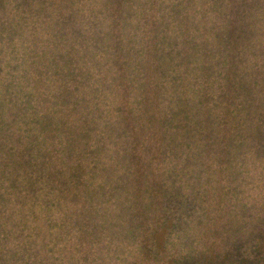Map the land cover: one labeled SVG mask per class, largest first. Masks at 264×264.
Instances as JSON below:
<instances>
[{
  "label": "trees",
  "instance_id": "trees-1",
  "mask_svg": "<svg viewBox=\"0 0 264 264\" xmlns=\"http://www.w3.org/2000/svg\"><path fill=\"white\" fill-rule=\"evenodd\" d=\"M179 1L188 0H0V12L11 13L0 28V264H44V253L51 264H264L249 241L257 242L256 233L264 239V139L246 116V102L243 115L227 118L240 131L226 132L221 153L206 151L210 164L201 166L202 159L194 177L192 145L170 140L184 124L166 125L173 110L166 92L176 80L168 75L141 84L145 48L163 54L165 64L181 35L188 60L205 61L218 74L246 62V72L264 77V67L252 58L264 48V0H214L207 7L210 17L204 13L209 0H191L189 15L177 20L173 11L188 7L175 5ZM30 28L50 50L34 42V65L58 70L65 75L60 80L80 90L66 83L72 90L59 91L57 98L72 93L86 105L87 115L71 124L76 144L61 171L44 159L31 171L22 161L20 131L4 135L10 92L20 97L29 86L17 84L24 65L12 61L13 49L5 65L11 48L6 40L16 36L14 43H20V32ZM234 30L243 35L238 46H232ZM237 47L244 56L226 59L227 50ZM34 65L27 63L23 76ZM179 75L178 81L187 80ZM256 87L261 91L264 82ZM35 96L40 111L57 113L47 93ZM226 103L216 96L217 116H227ZM100 116L110 125L111 141L99 139L105 134L97 128ZM97 145L106 147V159L113 158L106 162L116 165L109 176L98 173ZM215 170L223 173L220 179ZM38 221L48 229L43 254L34 252Z\"/></svg>",
  "mask_w": 264,
  "mask_h": 264
},
{
  "label": "rangeland",
  "instance_id": "rangeland-1",
  "mask_svg": "<svg viewBox=\"0 0 264 264\" xmlns=\"http://www.w3.org/2000/svg\"><path fill=\"white\" fill-rule=\"evenodd\" d=\"M193 1L194 4L197 3V0ZM198 1L201 2V0ZM213 2L214 0H209L208 3H204V6L206 7L204 13L209 17L210 14L207 11V7L213 5ZM175 5L188 6L187 8L176 9L173 11L177 20H182L189 15L192 1L188 0L185 3L179 1ZM2 11L3 10L0 12V28L6 27V23L11 16L9 11H6V13ZM212 20L213 17L210 18L211 24ZM30 30L31 33L28 29L24 30V33L20 32L19 36L22 35L20 43H14L17 41L16 36H12L6 40L8 46L11 48L6 49L7 57L5 59V65L9 66L7 61L12 59V57L8 56L13 49L16 56L15 60L12 59V61L18 64V66L21 64L24 65L23 70L17 72V84H21V81L24 80L26 84L29 83V86H27L28 93H24V95L20 97L19 92H16V94H14V90L10 92V96L6 101V106L3 107V110L6 111V115H3V117H7L6 122L13 124L7 123V130L4 135L13 137L14 132L17 129L20 131L23 140L21 146L22 161H24L31 171H37L34 169V164L41 162L43 159L44 165H49L50 169L54 168L53 171H61L64 170V165L61 163H66L71 154L72 148L76 144V138L71 136V124L77 119V117L84 113L87 115V111L84 109L86 105L84 104L85 101L76 98V95L72 93L62 95L60 99L57 98V93L59 91L70 92L72 90L69 89L66 84L70 83H65L59 79L62 78L65 80V75H60L58 70L51 71L46 65H41L48 70L45 71L37 68V65H34V42L45 44L48 53L50 50L46 44V40L44 39V42L42 41L43 38L34 40V30L32 31L31 28ZM233 33L235 34V40L232 37L234 40L232 46H238L243 40V35L238 30H234ZM158 34L164 35L165 33L163 34L161 32L157 33V35ZM183 37V35L178 37L177 44H175L176 47L173 50V55L169 56L167 61H165V64L162 63V60H165L163 59L164 57H162L163 54L160 52L158 54H153L154 51L152 52L150 49L145 48L146 53L143 52L142 56V68H145V70H142L141 84L149 85L154 79H157V77L159 79V77H166L168 75H171L168 78L176 80L169 85V88L172 90L168 88L166 92L167 98L172 103V113L175 111V114L169 113L170 116L166 120V125L176 127L179 124H184V127L179 129L181 133L174 135L170 140L173 145H176L180 143L182 139H185L188 141L187 143L192 145L189 155L192 159L191 164L196 167L189 169L194 172V177H196V174L201 171L199 165L200 162H202V159L204 161L201 166L205 167L210 164V158H208V153H206V151L216 152V150H219L221 153L225 146L226 132H230L237 127L240 131L239 123L233 124L231 121L228 122L227 119L229 117L232 120V118L235 117V112H238L239 115H243L245 111L244 109L247 106L246 116H249L251 122L255 124L256 129H258L257 131L260 132V138L264 139V87L259 92L256 87V85L259 87L264 82H262L264 77L262 76L263 73H261L260 76H256L254 73L246 72V62H234L231 64V67L227 72L224 73V71H222L218 74L217 70L210 68L205 61H190L185 57V48L180 45V41ZM243 49L237 47L232 50H227L228 56L226 59L232 60L234 55H238L239 57L244 56L245 51ZM22 54L25 55L24 59L27 60L29 65H34V67H28L27 75L25 76H23V71L27 67V63L25 64L22 61ZM252 58L257 64L264 67V48L260 47L259 50L257 49ZM166 67L170 68L166 69ZM178 75L179 78L181 77L180 80L183 79V77H187V80L183 83L178 81ZM126 77L127 79L131 78L128 73H126ZM191 77L198 78V81L196 82ZM200 78L207 79L208 81L204 83ZM88 81L89 80L85 82L86 87ZM174 83L176 85H174ZM30 86H32L34 92L30 91ZM73 89L79 90L74 86ZM194 91L196 93H194ZM43 92L49 95L52 105L55 106L57 113L52 112L51 115L45 114L43 111H40V108L37 105H34V96L42 95ZM216 96L227 101V116L223 118L222 116H217L213 111ZM245 102L246 106L243 107ZM41 103L42 102L40 101V104ZM89 103V111L93 112L96 108V103L92 100ZM23 117H25L26 121H22ZM98 119V131L100 133H105L99 139L106 142L107 137L109 136L108 139L111 141L113 135L107 134L110 125L105 124L104 121H106V118L100 116ZM74 126L77 128L79 123H75ZM58 128H63L65 135H61V131ZM81 140L82 137L77 143L81 142ZM199 141L202 143L201 146L198 145ZM97 149L98 157L101 161V163H99L100 166H97L98 173L102 174L103 172L105 176H109V172L115 170L116 165H112L106 161H112L113 158L106 159L107 149L105 146L97 145ZM198 149L202 154L198 155ZM213 175L214 178L220 179L223 173L215 170ZM249 175L260 177V174L254 171H250ZM205 177H209L207 171H205ZM43 181L44 176L40 178V182ZM201 188L205 189L202 186ZM34 212L37 213V209H34ZM253 223L258 224L259 221L256 220L253 221ZM47 230V227L39 221L35 223L34 247L36 243L38 244L36 246L39 247L34 249V252L42 249L48 250L45 246L42 247L45 240H48L46 235ZM256 236L257 242L249 240L253 244L250 246H253L252 249L255 247L258 250V257L264 262L263 233H256ZM65 249L66 248L62 247V250ZM43 253L44 250H42L41 254ZM65 255L67 258L70 256L68 248ZM3 259L4 257L2 255V260ZM245 260H248V258ZM42 261L44 264L53 263L52 260L48 259V256L45 253ZM256 262L257 259L255 263Z\"/></svg>",
  "mask_w": 264,
  "mask_h": 264
}]
</instances>
